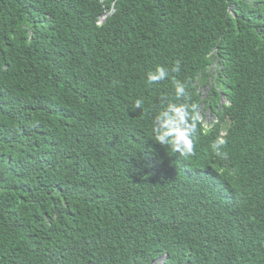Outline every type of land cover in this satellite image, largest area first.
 I'll list each match as a JSON object with an SVG mask.
<instances>
[{
  "label": "trees",
  "instance_id": "1",
  "mask_svg": "<svg viewBox=\"0 0 264 264\" xmlns=\"http://www.w3.org/2000/svg\"><path fill=\"white\" fill-rule=\"evenodd\" d=\"M214 48L237 66L223 74L238 114L264 104V0H0V264H264V145L227 134L237 180L166 189L169 209L185 199L169 219L147 218L133 191L164 200L98 161L153 127L158 101L186 103ZM157 66L169 75L149 84ZM179 164L165 153L142 179ZM39 193L45 212L25 218L18 203Z\"/></svg>",
  "mask_w": 264,
  "mask_h": 264
},
{
  "label": "clouds",
  "instance_id": "2",
  "mask_svg": "<svg viewBox=\"0 0 264 264\" xmlns=\"http://www.w3.org/2000/svg\"><path fill=\"white\" fill-rule=\"evenodd\" d=\"M113 11L114 9L110 13ZM228 12L232 14L233 18L236 17L231 7ZM110 13L107 12L101 17V23ZM240 28L242 27L240 26ZM243 49L245 53H254L257 57L263 56L260 50ZM210 55L214 56V62H209L207 65L204 81L196 78L195 82L198 83V88L194 93L189 92L186 103H169L167 102L169 100L166 99L158 101L149 114L153 117V127L136 132L126 139L122 134L120 137L117 135V142L113 141V147L105 159L98 158L103 167L116 172V183L120 179L127 185L146 186L156 197L164 200L165 203L151 209L149 201L133 191V197L138 203L139 209L145 212L147 218L169 209L166 189L170 187L198 185L203 187L204 191L196 196H208L210 194L205 188H212L211 176H217L227 185L237 180L238 177L235 174L238 173L236 166L239 164L231 163L229 153L225 151L226 135L230 132L236 131L253 146L264 145V104L249 105L245 111L238 114L231 97L233 86L232 84L230 86L229 83L232 79L223 74L226 73L225 66L233 68L237 66L231 59L221 61L217 56L216 48ZM172 71H179V62L172 68ZM168 75V70L165 67L157 66L155 71L147 74V81L149 84L156 83L165 80ZM175 94L177 99L186 95L184 85L178 81L175 83ZM141 105V100L135 101L137 108H140ZM196 128L198 132L194 134ZM215 128L219 130V133L212 132ZM201 133L204 135L200 136ZM209 134H213L214 138L212 149L202 141ZM120 138L122 143L118 142ZM165 153H170L180 160L178 167L164 172L158 180L142 179L145 166L152 159L161 157ZM91 157L97 158L92 153ZM177 170L183 174L182 177L175 174ZM262 170L264 172V169ZM29 180L30 185L33 186L35 179L32 174H30ZM184 200L176 199L173 202L169 209L168 219L172 214L179 215L177 207L181 206ZM18 204L22 211L30 214L25 218L33 220H37L39 215L46 210L40 193ZM154 264H160V260L157 259Z\"/></svg>",
  "mask_w": 264,
  "mask_h": 264
}]
</instances>
